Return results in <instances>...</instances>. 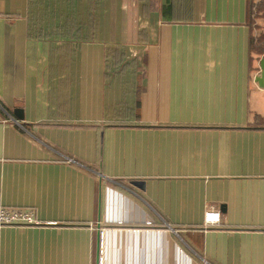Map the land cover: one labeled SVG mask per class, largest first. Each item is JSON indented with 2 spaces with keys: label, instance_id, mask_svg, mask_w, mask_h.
Returning <instances> with one entry per match:
<instances>
[{
  "label": "crops",
  "instance_id": "0c3cea01",
  "mask_svg": "<svg viewBox=\"0 0 264 264\" xmlns=\"http://www.w3.org/2000/svg\"><path fill=\"white\" fill-rule=\"evenodd\" d=\"M262 59L264 0H0V264H264Z\"/></svg>",
  "mask_w": 264,
  "mask_h": 264
},
{
  "label": "built area",
  "instance_id": "2783aa9c",
  "mask_svg": "<svg viewBox=\"0 0 264 264\" xmlns=\"http://www.w3.org/2000/svg\"><path fill=\"white\" fill-rule=\"evenodd\" d=\"M69 162L72 160L68 159ZM38 224L35 219L34 212L31 210H9L7 208L0 207V227L10 225H32ZM221 225L220 213L218 211H208L205 214L204 227L213 228ZM264 229V224H263Z\"/></svg>",
  "mask_w": 264,
  "mask_h": 264
},
{
  "label": "water",
  "instance_id": "95a60500",
  "mask_svg": "<svg viewBox=\"0 0 264 264\" xmlns=\"http://www.w3.org/2000/svg\"><path fill=\"white\" fill-rule=\"evenodd\" d=\"M259 68H260V75L259 77L256 79V82L262 87V80L264 78V59H262L260 61V65H259Z\"/></svg>",
  "mask_w": 264,
  "mask_h": 264
}]
</instances>
